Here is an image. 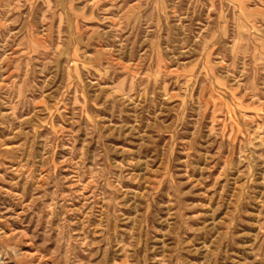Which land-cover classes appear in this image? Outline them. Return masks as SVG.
<instances>
[{
	"label": "rangeland",
	"instance_id": "374dc122",
	"mask_svg": "<svg viewBox=\"0 0 264 264\" xmlns=\"http://www.w3.org/2000/svg\"><path fill=\"white\" fill-rule=\"evenodd\" d=\"M0 264H264V0H0Z\"/></svg>",
	"mask_w": 264,
	"mask_h": 264
}]
</instances>
